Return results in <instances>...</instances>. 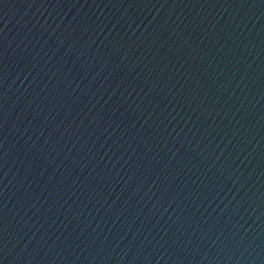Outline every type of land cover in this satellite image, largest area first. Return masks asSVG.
Masks as SVG:
<instances>
[{
	"label": "water",
	"instance_id": "obj_1",
	"mask_svg": "<svg viewBox=\"0 0 264 264\" xmlns=\"http://www.w3.org/2000/svg\"><path fill=\"white\" fill-rule=\"evenodd\" d=\"M0 264H264V0H0Z\"/></svg>",
	"mask_w": 264,
	"mask_h": 264
}]
</instances>
